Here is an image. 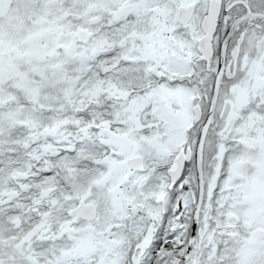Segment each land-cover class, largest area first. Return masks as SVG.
Segmentation results:
<instances>
[{"label":"snow or ice","instance_id":"6c2138e0","mask_svg":"<svg viewBox=\"0 0 264 264\" xmlns=\"http://www.w3.org/2000/svg\"><path fill=\"white\" fill-rule=\"evenodd\" d=\"M0 264H264V0H0Z\"/></svg>","mask_w":264,"mask_h":264}]
</instances>
